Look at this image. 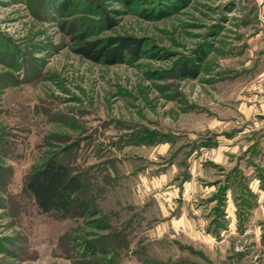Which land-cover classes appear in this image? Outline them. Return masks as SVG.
<instances>
[{"label":"rangeland","instance_id":"rangeland-1","mask_svg":"<svg viewBox=\"0 0 264 264\" xmlns=\"http://www.w3.org/2000/svg\"><path fill=\"white\" fill-rule=\"evenodd\" d=\"M63 1L0 0V264H264V0ZM50 159L83 215L25 192Z\"/></svg>","mask_w":264,"mask_h":264},{"label":"trees","instance_id":"trees-1","mask_svg":"<svg viewBox=\"0 0 264 264\" xmlns=\"http://www.w3.org/2000/svg\"><path fill=\"white\" fill-rule=\"evenodd\" d=\"M69 0L59 5L60 11H69ZM108 39L107 44L100 41L86 42L77 52L89 60L97 61L105 57L109 61L119 60L124 52L136 54L139 46L132 39ZM117 43V44H116ZM100 45V46H99ZM205 54H199L196 61L202 62ZM197 68L185 63L179 68L183 76L193 77ZM142 143V142H138ZM86 182L80 173L58 160L50 159L42 167L33 171L26 179L24 190L33 199L36 208L43 213H55L62 218H75L89 210L90 203L82 195L86 192ZM225 186L215 196L219 203L224 195ZM221 205V204H220ZM216 211H220L219 205Z\"/></svg>","mask_w":264,"mask_h":264}]
</instances>
